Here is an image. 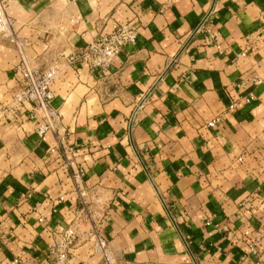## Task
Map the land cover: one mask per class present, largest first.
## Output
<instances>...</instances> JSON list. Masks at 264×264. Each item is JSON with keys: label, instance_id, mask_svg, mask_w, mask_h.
<instances>
[{"label": "crops", "instance_id": "crops-1", "mask_svg": "<svg viewBox=\"0 0 264 264\" xmlns=\"http://www.w3.org/2000/svg\"><path fill=\"white\" fill-rule=\"evenodd\" d=\"M6 1L29 57L60 68L59 121L41 136L30 104L0 118V264H47L81 214L70 160L84 170L90 218L68 264H107L87 248L92 221L110 264H264V247L250 248L257 234L264 244V0ZM114 22L137 38L107 70L66 63ZM19 61L0 36V110ZM252 88L255 100L229 109Z\"/></svg>", "mask_w": 264, "mask_h": 264}, {"label": "built area", "instance_id": "built-area-1", "mask_svg": "<svg viewBox=\"0 0 264 264\" xmlns=\"http://www.w3.org/2000/svg\"><path fill=\"white\" fill-rule=\"evenodd\" d=\"M172 1L174 0H164L161 4V10L172 3ZM0 36L8 39L16 46L20 57V61L14 69V74L19 77L20 85L12 95L10 106L0 110V118H6V113L15 116L17 111L30 104L31 110L28 113V117L39 121L37 126L38 134L42 136L46 131L57 133L59 114L52 108L50 101L53 98L51 84L57 78L60 68L57 65H51L42 70L34 63V58L29 57L25 50L28 46L27 39L16 35L14 19L7 13L6 0H0ZM136 38V28L129 22H114L108 31H102L95 35L86 47L77 48L67 55H63V57L68 65L75 66L80 62H85L86 68L89 70L95 68L107 70L115 56L119 55L124 47L134 44ZM260 82V77L256 76L252 79V85H257ZM256 98L257 95L252 88L245 94H239L237 99L229 105V109L234 108L240 102L249 103ZM219 119V116L215 117L207 123V126L213 127ZM66 165L70 170L73 190L77 195L78 202L81 204L77 212L81 214H76L72 217L67 226L59 232L57 241L47 248V264H68L71 249L78 237L80 220L83 219V216L90 218L86 208V191L83 184L84 170L81 166H73L71 160L67 161ZM206 224H209V222L207 221ZM245 233L248 234L249 232L245 231ZM87 236V248L93 254L101 255L105 262L110 264L105 238L100 232L98 225H95L93 221L87 231ZM257 245L264 247L262 234L254 236L253 241L250 243V248L254 249ZM10 264H25V262L20 257H16L10 261Z\"/></svg>", "mask_w": 264, "mask_h": 264}, {"label": "water", "instance_id": "water-1", "mask_svg": "<svg viewBox=\"0 0 264 264\" xmlns=\"http://www.w3.org/2000/svg\"><path fill=\"white\" fill-rule=\"evenodd\" d=\"M207 18V16L199 23V25H198V27L195 29V31L193 32V34H192V36L195 34V32H196V30L203 24V22L205 21V19ZM190 40V39H189ZM189 40L187 41V43L189 42ZM186 43V44H187ZM186 44L184 45V47L186 46ZM184 47L181 49V51L184 49ZM180 51V52H181ZM171 66V64L167 67V69L166 70H168V68ZM165 70V71H166ZM143 101H144V99H143ZM136 112V111H135ZM135 112L133 113V115H132V119L134 118V116H135ZM131 119V120H132ZM155 187V186H154ZM156 189V188H155Z\"/></svg>", "mask_w": 264, "mask_h": 264}]
</instances>
